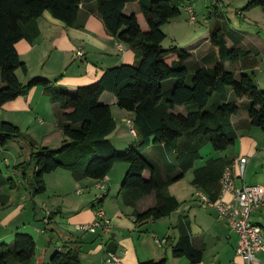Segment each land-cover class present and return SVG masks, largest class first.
Masks as SVG:
<instances>
[{"label": "trees", "instance_id": "obj_1", "mask_svg": "<svg viewBox=\"0 0 264 264\" xmlns=\"http://www.w3.org/2000/svg\"><path fill=\"white\" fill-rule=\"evenodd\" d=\"M89 1L0 0L3 83L0 109L19 97L28 96L36 87H43L50 102L60 109L58 127L66 140L59 149L36 147L32 158L35 161L33 194L45 193V176L59 169L68 170L76 181L104 180L116 163L124 162L129 166L121 187L125 204L134 208L137 223L157 221L180 208L181 202L170 194L169 187L193 168L204 146L211 144L214 150L223 152L234 145L237 133L232 117L241 108L231 102L232 96L236 100L247 98L245 110L249 125L264 131V91L254 74L235 73L226 67L227 63L241 62L249 52L228 47L230 33L224 23L210 32L213 53L208 63H214L211 68L198 66L190 73L186 68L190 59L188 52L177 47L163 48L166 35L162 27L180 16L182 6L189 0H93L95 7L86 8L87 11L101 21L108 35L131 46L136 63L107 69L95 83L74 90L55 86L41 76L22 83L17 71L26 76L29 70L19 55L17 43L23 39L31 43L39 36L36 21L45 11L68 27H83L86 16L83 8ZM129 3L139 5L146 29L141 27L135 14L125 13ZM257 7L264 12V0H252L242 10ZM170 55H176L177 60L168 64ZM167 80H174V86L165 93L163 83ZM105 92L116 97L120 109L134 114L137 143L124 151H119L110 140L117 124L111 106L99 102ZM182 106L186 115L175 114ZM20 137L22 131L17 125L0 121L1 147ZM149 149L160 157V164L147 154ZM229 163L226 158L209 160L204 168L195 171L193 184L216 201L220 196L221 176ZM28 164L21 162L14 169L26 178ZM146 172L150 174L149 179L145 178ZM5 185L13 187L14 180L4 177L0 166V190ZM151 195L155 197L154 206L139 211L138 202ZM172 253L174 258L186 257L193 264L203 259V252L195 249L189 232L184 230ZM32 261L34 264H82L78 249L57 251L47 262L46 249L37 254L34 238L26 233H17L13 245L0 244V264ZM165 263L163 259L141 264Z\"/></svg>", "mask_w": 264, "mask_h": 264}, {"label": "crops", "instance_id": "obj_2", "mask_svg": "<svg viewBox=\"0 0 264 264\" xmlns=\"http://www.w3.org/2000/svg\"><path fill=\"white\" fill-rule=\"evenodd\" d=\"M219 1L223 4L222 0ZM189 3H193V0L187 1V4ZM94 7L93 0L85 5L83 8L86 13L84 25L76 28L66 26L48 11H45L36 21L39 36L31 43L23 39L16 45L28 70L30 71L31 67H34L38 70V74L45 76L51 84L74 90L80 87V84H88L89 81L95 83L107 69L135 64L136 57L131 46L108 35L101 21L86 9ZM219 9L221 8L217 9V16L223 17L224 13L221 10L219 12ZM125 13L127 15L135 14L143 28L144 16L137 3L127 4ZM246 14L248 15L247 20H244L246 26L243 25V22L242 25L248 31L243 30L240 33L230 24L227 27L226 21L223 23L230 33V37L227 38L228 47L240 48L249 52V55L241 62L235 65L227 63L226 67L234 66L236 67L235 73L249 74L257 67L250 60L256 56L255 49H258L257 56L261 57L262 62L264 61V37L259 34L260 32L254 34L249 31L251 26H255L256 29L264 32V12L260 7H257L247 11ZM234 40H239V43H235ZM79 49L83 50V56L77 55ZM200 52L199 44L195 50L188 51L190 59L186 64L192 60L194 54H197L199 62L195 69L198 66L213 67L214 63H208L211 62L209 55L204 56ZM168 60V64H171L177 60V56L170 55ZM258 84L259 88L264 91V79L262 81L260 78ZM0 86H3L2 81ZM173 86L174 82L168 91ZM33 93L35 96L30 98ZM22 98L31 100L19 102ZM99 102L110 105L114 116L115 109L118 108L114 95L105 92ZM231 102H235L238 106L244 104L243 111L240 107L239 113L232 117V123L237 133L234 145L223 152L214 150L211 144L204 146L200 150V159L194 163L193 168L185 174L181 181L169 187L170 194L181 202L180 208L170 216L157 221L148 220L137 223L134 208L125 204L121 193L122 185L118 189V183L113 181V173L117 174L121 171L122 175L124 170L127 172L128 169L124 164L116 163L104 180L87 178L76 181L68 170L59 169L45 176L47 190L45 193L36 195L32 192L33 176L30 177L27 173L25 178L21 171H18V175H16L17 170L14 167L19 162L11 165L7 161L8 174L14 175L12 178L14 186L5 185L0 190V244L13 245L17 233H26L34 238L37 254L46 249L47 262L57 251L78 249L82 264H106L104 260L109 252L118 254L122 259V264H141L148 260L161 261L163 259L166 260L165 264H193L186 257H173V249L184 230L189 232L195 249L203 252V259L197 264H244L243 258L237 254L238 234L231 230L226 221L219 220L215 211L199 202L196 198L198 188L193 184L195 171L204 168L209 160L226 158L230 162V166L235 165L239 158L246 157L248 163L245 175L243 178L236 179V186L259 185L264 187V131L249 125L245 110V106L248 104L247 98L242 100L231 98ZM42 106H47L49 109L58 107L50 102L43 87H36L28 96L19 97L15 101L5 104L0 109V116L7 110L9 116L16 115L15 117L19 118L21 113H35ZM174 112L186 115L183 106L178 107ZM116 113L121 115V122L134 116L133 113L125 110L121 112L116 110ZM59 114L60 109L56 113L54 127L46 128V137H51L50 141L47 139V144L55 141V144L62 145L66 140L58 127ZM13 124L19 125L15 121ZM129 142H132L129 147L136 145L137 137ZM47 146L51 145H45V147ZM148 151L151 153L152 159L160 164V157L152 149ZM236 173H238V169ZM145 178H150L148 172L145 173ZM94 182L97 183L96 190L87 187ZM82 185L85 187H80ZM99 185H105L106 188L102 189L98 187ZM85 191H88V195H90L88 200H86ZM112 192H114L113 195ZM81 195H84L85 198H78ZM231 198L230 193L222 196L223 201H229ZM154 204L155 197L147 196L138 202L137 209L143 212L153 207ZM45 206L47 210L56 214L50 220L49 227H46L47 231L56 235L55 240L58 242L53 248H51L53 241L47 237L48 232H43ZM97 207H101L111 221V232L104 234L100 230L96 233L77 231L76 226L95 222ZM85 210L90 213V217L89 214H84ZM252 221L262 228L264 235V209L254 213ZM258 258L259 263L264 264V253H260ZM29 264H34V261Z\"/></svg>", "mask_w": 264, "mask_h": 264}, {"label": "rangeland", "instance_id": "obj_3", "mask_svg": "<svg viewBox=\"0 0 264 264\" xmlns=\"http://www.w3.org/2000/svg\"><path fill=\"white\" fill-rule=\"evenodd\" d=\"M218 1V0H217ZM223 4L219 1V3L223 6L222 9H219L223 11L224 16L222 18H219L217 16L216 9L213 7L211 0H193V3L187 4V2L182 6L181 8V15L175 19L174 21L166 24L163 26V32L166 35V38L162 44L164 49H171L174 47H177L181 50H184L186 52L193 51L199 44L201 47V54L204 56L212 55L213 53V47L210 42V32L215 28L216 25L221 24L223 25V21L227 22V27H229V24L233 29H236L240 33L241 31L248 29L245 27L246 24L244 23V20H247L246 18L248 15L246 14L247 11L242 10L250 1L252 0H222ZM192 5V7L195 10L197 21L196 23L192 24L189 21V13L187 12V6ZM239 12H241L239 14ZM143 18V17H142ZM243 22V26L242 25ZM143 28H146L145 21L142 22ZM251 33H259L262 34L264 37V32L260 29H256L255 26H251L250 30ZM255 49V48H254ZM255 55L258 54V49L254 50ZM254 56L252 59H250L256 67L255 70H251L249 74H254L257 82L261 78L263 81L264 79V61H261L260 56ZM23 61V60H22ZM199 62L197 58V54H194L192 56V60L189 61L186 64V68L189 70L190 73H192ZM231 71H236V67L231 66L228 68ZM38 70L34 67H31L30 71L28 72V75H24L21 70L17 71V75L20 79V81L24 84H27L31 79L35 77H45L43 75L38 74ZM1 80V76H0ZM1 82V81H0ZM174 82V80H167L163 83V89L164 92H168V88L170 85ZM88 84H80V87L91 85L94 82H87ZM259 85V84H258ZM1 87V86H0ZM35 96V93L31 95L30 98H33ZM233 100L235 99L234 96H232ZM19 102H24L23 100H31V99H20ZM43 105V104H42ZM44 106V105H43ZM40 108L35 113H29V114H23L21 113L16 118V115H8V112L2 114L0 116V121L2 122H10V123H18L17 125L21 131H22V137L20 138H14L12 141H9L6 146L1 147L0 146V166L3 170L4 176H8L10 178H13L14 175L8 174V168L6 167V162H10L11 165L14 163H21V162H27L28 168L27 173L28 176H33V171L35 168V161L33 158V153L36 152V147H41L45 145H51L47 146L52 149H59L62 145L61 144H55V141H52L51 144H47V139L50 141L51 137H46L45 131L46 128H49V126L54 127L55 121H56V113L59 111L58 107H50L49 109L47 106ZM240 107L242 108L241 111H243L244 104H241ZM116 110L118 112L123 111L119 107L115 109L114 117L116 119L118 127H116V130L114 133L110 136V140L113 142L115 147L119 151H124L126 148H128L136 137H134L132 134H130L128 127L126 126L125 120L121 122V115L116 113ZM26 115V116H25ZM13 121V122H11ZM134 138V139H133ZM32 143L34 145H32ZM4 148V149H3ZM67 153V152H65ZM63 153L62 155H64ZM148 155H151V153L148 151ZM61 156V155H60ZM63 159V157L61 156ZM118 164H124V166L128 169V164L124 162H120ZM119 166V165H118ZM125 171V170H124ZM122 172V175L120 172L117 174L113 173L114 183H118V189H120V185H122V182L124 180V177L126 175V172ZM16 175H18V171L15 172ZM97 183L89 184L87 187L96 190ZM85 187V186H80ZM170 190V188H169ZM87 198L89 199L90 195H88V191H85ZM101 192H103L101 190ZM74 193V192H73ZM114 192H112L113 195ZM75 195V194H74ZM116 195V194H114ZM84 195L78 196V198H85ZM115 200V199H114ZM84 214H89L86 210ZM88 218V217H87ZM44 229V224H43ZM48 232V238L53 241L51 248H53L58 241L55 240L56 235L53 234L50 231ZM53 250V249H52ZM49 261V260H48ZM105 261V260H104ZM106 263V262H105ZM107 264V263H106Z\"/></svg>", "mask_w": 264, "mask_h": 264}, {"label": "built area", "instance_id": "obj_4", "mask_svg": "<svg viewBox=\"0 0 264 264\" xmlns=\"http://www.w3.org/2000/svg\"><path fill=\"white\" fill-rule=\"evenodd\" d=\"M214 8H223L217 0H211ZM189 13V21L194 24L197 21L196 13L192 5L187 6ZM78 56H83L82 49L77 51ZM126 126L130 134L137 137V129L133 117H128L125 120ZM248 159L241 157L237 160L235 165H230L224 170L220 179V196L216 201H212L210 197L201 189L196 192V198L205 207L215 211L218 219L226 221L231 230L238 234L239 242L237 247V254L240 255L244 264H260L258 255L264 253V235L262 228L252 221V216L258 210L264 209V187L259 185L253 186H236L237 178H243L246 172ZM238 169V173L236 170ZM98 187L105 189V185ZM230 193L232 198L229 201H223L222 196ZM46 211L43 224L45 228L43 232L47 231L49 227L51 215L50 210ZM96 220L92 224L78 225L77 231L84 233H96L98 230L104 234L111 232V221L107 218L104 210L101 207L95 209ZM107 264H122L121 257L113 252H109L105 257Z\"/></svg>", "mask_w": 264, "mask_h": 264}]
</instances>
